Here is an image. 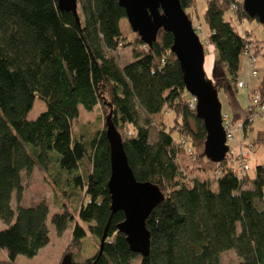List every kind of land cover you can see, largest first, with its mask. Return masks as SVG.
<instances>
[{
    "label": "trees",
    "instance_id": "1",
    "mask_svg": "<svg viewBox=\"0 0 264 264\" xmlns=\"http://www.w3.org/2000/svg\"><path fill=\"white\" fill-rule=\"evenodd\" d=\"M179 2L191 21L194 0ZM231 4L236 5L233 13ZM230 13L238 22L251 20L241 0H207L203 23L205 42L215 55L212 84L221 88L227 113L237 122L247 116L236 100L237 77L244 51L254 42L248 33L238 34L232 18L226 19ZM77 16L79 25L53 0H0V221L7 226L0 232V251L7 261L0 264H12L17 256L32 258L48 243L45 203L15 212L10 206L35 166L51 179L63 180L71 193L64 198L79 199L78 220L98 240V249L106 235L98 258V250L85 261L74 260L68 251L72 264H220L221 255L231 251L237 264H264V131L248 142L263 148V162L253 178L238 176L223 160L221 175L214 179L215 165L196 152L206 133L187 106L189 96L170 53L172 36L160 32L151 47L136 38L131 61L120 67L108 55L125 47L120 22L126 19L117 1L77 0ZM36 97L45 110L27 121ZM96 106L103 112V128L85 140L75 138L78 108L89 112ZM164 111L179 120L178 138L161 129L150 142V119ZM107 119L121 138L135 180L156 186L163 197L145 221V257L130 252L117 231L123 214L110 216ZM252 132L253 124L244 139ZM180 138L186 139L192 156L179 146ZM181 154L203 161L206 172L197 171L189 180ZM73 222L67 211L50 218L57 235ZM85 237L75 223L69 247L78 249Z\"/></svg>",
    "mask_w": 264,
    "mask_h": 264
},
{
    "label": "water",
    "instance_id": "2",
    "mask_svg": "<svg viewBox=\"0 0 264 264\" xmlns=\"http://www.w3.org/2000/svg\"><path fill=\"white\" fill-rule=\"evenodd\" d=\"M60 12L70 13L79 25L77 0H53ZM123 9L133 34L147 47H151L160 32L172 36L170 53L178 62L184 90L196 100L195 118L202 122L206 137L202 154L213 164L221 163L227 153L225 134L221 126V104L218 92L203 70L204 48L192 23L180 6L179 0H116ZM242 9L251 20L264 25V0H241ZM105 139L109 148L110 175L107 192L110 197V216L121 212L124 221L117 231L125 236L130 252L145 257L149 249V234L145 221L162 202L158 188L147 182H137L128 166L122 141L114 126L105 121ZM106 240L99 242L98 255ZM60 264H72L64 255Z\"/></svg>",
    "mask_w": 264,
    "mask_h": 264
},
{
    "label": "rangeland",
    "instance_id": "3",
    "mask_svg": "<svg viewBox=\"0 0 264 264\" xmlns=\"http://www.w3.org/2000/svg\"><path fill=\"white\" fill-rule=\"evenodd\" d=\"M207 0H194L193 7L189 11L192 26L199 27L200 31L197 32L198 38L204 48V65L203 70L205 73V78L212 82V71L215 62V55L213 53L212 46L207 45L205 42L207 31L203 23V15L206 10ZM232 18V25L235 27L238 34L243 35L245 32L249 34V40L254 42L251 44L252 52L255 53L256 57V70L257 77L248 78V60L247 58L241 59L240 70L238 73L237 80L243 84L248 83V90L237 89L236 100L239 105L240 110L244 113L248 108V95L253 91L263 94L264 103V26L259 24L256 20L243 19L241 22L236 21L232 14L226 15ZM120 29L124 35V48L120 49L114 53H108V55L115 58L118 65L122 67L123 65L131 61V48L136 40L137 36L133 34L127 24L126 20L120 22ZM256 42V44H255ZM218 99L221 104V112L227 113V103L226 98L222 94L221 88H218ZM45 110L44 103L37 97L34 99L33 105L29 113L27 114V121H34L40 114ZM78 117L72 124V133L75 138L80 140H85L88 136L92 135L96 131H100L104 125V116L101 109L96 106L91 111H84L81 107L78 108ZM179 120L170 112L164 111L159 114L156 118L150 119V142L156 139L157 133L162 129L167 132H173L172 138L176 140L178 138L176 131L178 128ZM257 131H264V114L262 118H257L253 123V132L248 138L251 139L254 133ZM239 137L236 136L235 140L238 141ZM235 142L230 143L229 147H235ZM203 148L196 149V152L200 153ZM249 158V170L246 175L251 179L254 177V172L256 167L263 162V148L254 146L250 149ZM194 158H186L183 154L179 156V161L182 167L186 170L188 179L195 178L197 171L205 173L203 161H194ZM206 160V159H205ZM200 168L199 170L197 169ZM236 174L239 176V172L235 165L233 166ZM202 169V170H201ZM208 177L207 174L205 175ZM198 178V177H197ZM189 179V180H190ZM68 188L64 186L63 180L57 181L53 180L44 172H42L39 167L35 166L29 177H24L22 180V192L20 197L13 194L10 202L11 209L15 212L17 207H33L39 203H45L48 207V216L45 222L48 236V243L42 249H40L37 254L32 258H26L23 256H17L12 264H60L62 257L71 251L74 260L85 261L91 258L94 253L98 250V240L93 238L89 233L84 224L78 220L77 212L79 209V199L72 198L67 200L65 196L70 197L71 193ZM73 194V193H72ZM79 191L75 196L80 195ZM264 200V197H263ZM67 211L72 215L74 222L70 223L67 229L61 234L57 235L53 226L50 223V218L54 214H60ZM77 223L85 232L86 237L83 239L81 246L78 249H74L70 246V239L72 236V229ZM7 229V226L0 221V232ZM7 261V256L4 251H0V263ZM239 260L237 259L234 252H227L221 255L220 264H237Z\"/></svg>",
    "mask_w": 264,
    "mask_h": 264
},
{
    "label": "built area",
    "instance_id": "4",
    "mask_svg": "<svg viewBox=\"0 0 264 264\" xmlns=\"http://www.w3.org/2000/svg\"><path fill=\"white\" fill-rule=\"evenodd\" d=\"M236 5H230V12H235ZM200 31L199 27L195 28L194 31ZM244 58L248 60V78L257 77L256 70V57L252 52L251 48L246 47V50L243 54ZM249 84H243L241 82L236 83V89H245L248 90ZM261 94L259 92L253 91L248 95V108H247V116L245 117V121H233L231 116L228 113L221 112V126L223 128L225 134V145L228 150L225 155L224 160L227 161L232 167L235 165L236 169L239 172V176L246 175L249 170V158H250V149L253 148L246 140L244 139V132L248 131L251 125L256 121L257 118H262L264 114V103L261 99ZM189 96V95H188ZM187 106L190 110L195 111L196 100L193 97L187 99ZM238 136V141L235 140V137ZM235 142V147L230 148L229 144ZM179 146L185 148V151L188 156L193 155V150L188 146V142L184 138H180ZM215 168L212 172V176L214 179L220 177L221 172L219 168V164H214Z\"/></svg>",
    "mask_w": 264,
    "mask_h": 264
},
{
    "label": "crops",
    "instance_id": "5",
    "mask_svg": "<svg viewBox=\"0 0 264 264\" xmlns=\"http://www.w3.org/2000/svg\"><path fill=\"white\" fill-rule=\"evenodd\" d=\"M206 31H207V30H206ZM207 35H208V32H207ZM238 106H239V105H238ZM157 116H158V115H156V116H153V117H155V118H156ZM153 117H151V118H153Z\"/></svg>",
    "mask_w": 264,
    "mask_h": 264
}]
</instances>
